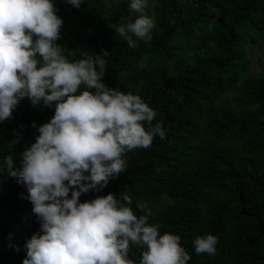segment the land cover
<instances>
[{
    "label": "trees",
    "instance_id": "16d2710c",
    "mask_svg": "<svg viewBox=\"0 0 264 264\" xmlns=\"http://www.w3.org/2000/svg\"><path fill=\"white\" fill-rule=\"evenodd\" d=\"M130 2L75 8L53 0L64 55L74 61L107 49L103 82L140 95L166 130L149 148L127 152L126 171L80 201L126 192L138 215L137 201L151 209L160 234L181 236L188 264H264V74L243 76L245 46L264 38V0H157L152 40L135 49L114 31ZM54 111L25 97L0 121V264H23L24 245L40 229L26 187L4 165L9 142L20 136L12 152L18 167ZM208 233L218 237L217 253L197 255L192 241ZM142 251L131 246L129 259L139 264Z\"/></svg>",
    "mask_w": 264,
    "mask_h": 264
},
{
    "label": "clouds",
    "instance_id": "9594fccd",
    "mask_svg": "<svg viewBox=\"0 0 264 264\" xmlns=\"http://www.w3.org/2000/svg\"><path fill=\"white\" fill-rule=\"evenodd\" d=\"M67 2L79 8L85 0ZM156 7L157 0H131L114 29L129 48L151 42ZM57 11L53 0H0V121L11 119L25 97L33 106L55 107L19 166L12 155L19 135L4 158L40 222L24 245L23 264H134L131 246L143 249L139 264H188L181 236L160 234L161 226L149 223L151 209L137 201L138 215L126 192L80 201L82 193L100 191L126 171L127 152L149 148L166 130L153 123L159 113L140 95L103 82L107 49L74 61L64 55L56 43L63 25ZM147 64L144 56L138 67ZM192 244L197 255H215L218 237L208 233Z\"/></svg>",
    "mask_w": 264,
    "mask_h": 264
},
{
    "label": "rangeland",
    "instance_id": "374dc122",
    "mask_svg": "<svg viewBox=\"0 0 264 264\" xmlns=\"http://www.w3.org/2000/svg\"><path fill=\"white\" fill-rule=\"evenodd\" d=\"M252 36H256L251 32ZM249 58V65L243 76L264 74V38L245 46Z\"/></svg>",
    "mask_w": 264,
    "mask_h": 264
}]
</instances>
